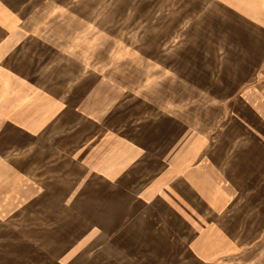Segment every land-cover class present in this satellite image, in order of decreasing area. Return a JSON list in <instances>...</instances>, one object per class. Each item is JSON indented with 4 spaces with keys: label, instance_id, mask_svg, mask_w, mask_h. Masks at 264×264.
Wrapping results in <instances>:
<instances>
[{
    "label": "rangeland",
    "instance_id": "1",
    "mask_svg": "<svg viewBox=\"0 0 264 264\" xmlns=\"http://www.w3.org/2000/svg\"><path fill=\"white\" fill-rule=\"evenodd\" d=\"M6 2L16 8L21 1ZM150 3L159 11L176 6L170 0L28 1L22 16L33 31L25 56L37 63L24 66L22 75L41 78L35 86L11 73L1 81L26 92L23 101L0 97L6 105L0 120V263L19 257L35 264H264L263 155L250 153L240 129H232L226 98L215 89L208 93L206 80L187 77L201 46L194 45L197 33L178 29L182 17H153L155 29L141 30ZM55 50L72 55L71 73L84 75L81 80L66 78L71 73L60 70ZM70 101L76 110L68 108ZM39 103L44 107L34 112ZM56 104L49 135L16 142L18 122L28 116L34 123ZM214 141L219 148L208 159ZM164 143L162 170L153 157ZM196 153L208 170L202 177L187 175L186 163ZM175 182L180 189L200 185L210 208L176 198ZM170 217L184 218L183 231H169L176 226L165 223Z\"/></svg>",
    "mask_w": 264,
    "mask_h": 264
},
{
    "label": "crops",
    "instance_id": "2",
    "mask_svg": "<svg viewBox=\"0 0 264 264\" xmlns=\"http://www.w3.org/2000/svg\"><path fill=\"white\" fill-rule=\"evenodd\" d=\"M6 1L7 0H0V97L1 100L4 101L12 95H18L19 97L22 92H26V87L22 88L21 85L19 88H10L7 84L4 85L1 83L2 80L10 79L5 77V75L11 73L13 74V77H11L13 79L27 78L33 81L35 80L34 86L40 83L38 80L41 78L40 75L38 77H24L22 75L25 71L24 66H29L30 68L37 63V58L32 59L29 57V53L28 56H25L27 52L26 49L30 47V44L27 41L28 33L33 30L27 28L28 25L24 23L22 12L30 0H18L21 2L19 4L17 3L19 7L16 8L7 4L8 2ZM170 1L172 5L176 2V6L169 7L167 5V7L160 8V11L158 9L154 10L152 3L146 4L144 8V15L146 17L144 18L143 24L139 25L143 27L141 30L144 29V31H152L153 28L155 29L157 23L154 20L157 18L154 19L153 17L160 16L162 18L163 16L170 14L182 17L181 22H179L178 29L180 31L187 30L197 33L193 38L196 43L194 45L201 46V49L197 51L199 54H197V58L194 59L192 69L187 74V77L197 80L198 78L206 80L208 93H210V91H214L215 89V91L218 90L216 92L221 96L222 100L226 98L225 105L228 106L225 107V110L230 107L232 115L235 117L234 123H232L233 120L230 122L233 126L232 129H240V139L248 141V145H251L248 149L249 152L251 153L254 151L257 154H262L263 156L260 158L264 159V0ZM139 6L140 5H136V8H139ZM46 30L51 31L49 25ZM212 33H216L215 36H213ZM222 33H224V36L221 35L220 38L218 35ZM212 37L213 39H211ZM55 43L56 42H53L52 44L55 45ZM40 44L41 42L38 40L36 47H39ZM49 45L50 43H47L46 45L45 41L42 46L48 48ZM62 51L55 50L58 55V59L61 60L59 62L63 61L59 68L62 71L64 70V73H71L72 65L75 62L70 64L72 55L68 54L66 51ZM217 53L219 54L218 57ZM214 55L216 60H211ZM57 62L58 61L55 60L54 64L57 65ZM74 65H76L74 66L75 68L78 66L77 64ZM19 66H21L20 71ZM46 75L47 72L42 79H46V77L48 78V75ZM74 77L75 79L81 80L84 75L75 76L71 73V75L66 78L73 79ZM86 78L87 75L84 79ZM181 78L184 77L181 76ZM217 80H221L223 82L220 83ZM38 88L40 87L35 89ZM32 89L33 88H31V90ZM73 89L72 85H70L68 98L71 96L69 100L72 101L74 92ZM43 91L48 93V90L46 89ZM78 100L75 99V101ZM19 101H23V99L19 97ZM230 101L231 105L229 104ZM56 102H58V99ZM63 102H66V100ZM196 105L198 107L197 110L202 109L199 101ZM5 107L6 105L0 106V120L5 118V114H3ZM9 107L14 106L12 105ZM42 107H44V105L39 103L37 105V109L33 111L41 112ZM77 107L78 104L71 103L68 105V108L73 111L76 110ZM28 109H30L28 108V105L24 104L23 111L26 113ZM58 111L59 108L56 104L52 107L49 106L47 110L45 109L42 115H36V121L34 123L27 122L28 116L23 123L18 122L17 125L20 128V132L16 137V142L32 143L29 141V138L31 137L39 138L40 136L49 135L48 126L52 124V121L56 117ZM204 111L206 112L207 110ZM257 118L258 121L257 124H255ZM165 122H167V120ZM2 124H4V121L0 122V126ZM225 135L228 136V131ZM231 137L234 138L235 144L236 134H232ZM147 139H149V137H147ZM144 142L148 143L147 140H144ZM146 145H148V147L150 146L149 144ZM168 148V143H164L161 148L160 155L154 157L151 156L152 154L149 152L150 150L146 148L145 151L148 152V155L143 154L142 157L147 155L150 158L153 157L156 160H160V167L164 170L165 166L167 167L164 163V157L167 154ZM218 148V144L214 141L207 153L209 154L208 159L212 154L210 150L213 149V151H215ZM156 152H159V150L156 149L155 154H157ZM192 153H190L191 156L195 154L194 152ZM256 153L254 154L256 155ZM196 154L198 155L192 158L193 162L188 161L186 163V166L188 167L187 175L189 176H201L204 171H208L206 169V165H204L205 161H201L202 153ZM147 156L143 160L140 159L137 161V163L142 165L144 160L147 159ZM255 158H258L257 155ZM249 169H252L253 171L254 167H250L248 170ZM258 170L259 169H256L254 173H257ZM192 184L195 185L194 180H192ZM186 185L187 188L183 189H180L176 182L175 186L171 185L176 198L182 197L185 201L193 205V200L195 201L197 199L202 206L204 203V209L206 208L208 210L210 207L207 204V201L200 198L202 187L200 185L198 186L200 190L199 192L197 187L193 185L189 187L187 183ZM187 191L189 193H187ZM165 223L176 225L175 227L169 228V231L176 230L179 232V230H182L179 228V225L185 224L186 221L184 218H182L181 221L177 217H170L166 219ZM154 250L160 249L156 247ZM29 251L32 250L30 249ZM164 254L165 253L163 251L156 253V255L159 256L158 260H162ZM18 259L19 257L16 259L13 257L11 264H35V261L33 260L34 262H32L31 259ZM5 263L6 261H2L0 264Z\"/></svg>",
    "mask_w": 264,
    "mask_h": 264
}]
</instances>
